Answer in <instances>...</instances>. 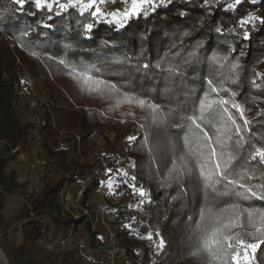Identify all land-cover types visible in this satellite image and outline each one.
Here are the masks:
<instances>
[{
  "label": "trees",
  "instance_id": "obj_1",
  "mask_svg": "<svg viewBox=\"0 0 264 264\" xmlns=\"http://www.w3.org/2000/svg\"><path fill=\"white\" fill-rule=\"evenodd\" d=\"M204 2L171 0L168 3L165 0L167 6L157 7L146 17L130 19L125 27L115 22L99 23L91 39H85L80 25L91 20V10L83 16L78 8L55 15L58 11L55 7L50 13L46 8L38 10L34 3H26L21 10L14 0H0V248L10 264H83L89 258V246L103 252L104 230L92 229L86 217L76 219L65 212L60 194L67 183V192L77 195L78 183L90 176L92 182L85 190L83 203L91 206L92 194L107 181L103 178L107 161L113 170H126L129 178L134 176L136 185L143 186L151 198V202L138 205L140 197L130 188L121 186L110 195L106 185L107 215L117 231L124 256L122 264H209L203 257L192 254L194 249L189 239L194 228L192 221L199 219L204 199L197 190L195 177L186 176L178 183L173 181L162 186L166 176L164 154H156L153 162L140 147L144 137L152 142L175 140L178 134L182 138L183 132L171 120L166 129L157 127L146 106L127 102L116 105L80 88L70 69L59 63L60 59L95 62L97 56L103 59L126 53L134 60L123 66L126 69L123 77L104 78L130 83L135 90L131 94L151 100L166 110L172 109L173 119L180 124L182 116L191 115L189 92L195 90L196 95L202 96L208 87L206 81L211 79L228 93H236L235 101L251 122L245 138H251V143L258 147L264 146V114H261L264 113V24L249 26L247 40L240 38L242 33L238 27V21L249 12L264 15V0H257L256 6L251 0H244L235 10H225L231 0H211V8H205ZM130 4L131 0H121L122 9L116 10L123 11ZM181 12L186 15L181 16ZM50 15L52 20L48 19ZM49 23L51 28L43 26ZM26 25H31V29ZM217 26L223 34L215 32ZM229 29L237 31L229 32ZM22 31L30 34L19 38ZM185 31L190 35L183 36ZM197 41L203 45L201 57L215 50L228 56L229 62H238L239 76L234 83L221 78L220 73L226 72L225 69L205 59L189 63L181 60ZM65 43L74 48L67 56ZM233 47L235 51L231 52ZM33 51L38 56H33ZM176 52L180 56H174ZM136 58L141 65L139 71ZM162 58L165 63L156 69L154 65ZM169 61L180 65L183 76H170L164 71ZM143 63H149L150 69L143 70ZM253 81L260 87H255ZM33 87L40 96L35 110L37 119L24 120L22 101L32 95ZM220 95L228 98L223 91ZM229 110L243 126L239 113ZM130 136L139 139L129 141ZM36 140L56 173L50 177L46 174L40 188L32 187L29 180H21L17 169L20 149H26ZM248 147L246 144L245 149ZM112 175L117 173L113 171ZM252 183L260 185L264 181L254 179ZM13 199L18 203L14 212ZM242 203L245 207L264 208V200ZM125 225H131L136 232ZM72 226L81 242L72 248L54 246L50 237ZM148 231L161 233L165 240L162 252L157 253L146 238H141ZM228 236L232 243L228 264H235L231 256L236 253H239V264H264V233L244 226L232 228ZM246 244L257 245L255 249H247L248 261L243 259Z\"/></svg>",
  "mask_w": 264,
  "mask_h": 264
},
{
  "label": "snow or ice",
  "instance_id": "obj_2",
  "mask_svg": "<svg viewBox=\"0 0 264 264\" xmlns=\"http://www.w3.org/2000/svg\"><path fill=\"white\" fill-rule=\"evenodd\" d=\"M106 0H14V3L22 10L26 3H34L36 9L46 8L50 13L55 7L58 11L55 15H60L69 9L79 10L81 16L85 11H90L91 20L87 23H82L80 27L83 29L85 39H91V33L95 25L103 22L117 23L120 27H125L128 20L148 16L150 12L154 13L157 7L167 6L165 0H131L129 7L123 11L116 10L112 13L103 11L100 5ZM171 3V0H167ZM244 0H231L226 5L225 10H235ZM257 0H251V4L256 6ZM211 0H205L204 7L211 8ZM186 15L181 12V16ZM49 20L53 16L48 17ZM257 23L264 24V15H256L249 12L246 16L238 21V27L242 33L240 38L247 40L250 38L249 26H255ZM44 27L51 28L52 24H44ZM26 28L31 29V25H26ZM236 29H229V32H235ZM215 32L223 34L220 26L215 28ZM30 31H22L19 38L27 37ZM183 36L190 35L185 31ZM202 43L197 41L187 52L186 57L181 56L184 63L192 61L200 62L201 59L207 60L211 65L219 66L226 70L221 72L222 79L232 80L239 76V64L237 61L229 62V57L220 55L213 50L210 55L201 57L200 49ZM65 56L69 51H73V45L65 43ZM175 47V45H173ZM184 45L181 43V48ZM234 52V47L230 49ZM33 56H38V52L33 51ZM180 56V52L173 54ZM167 56V54H166ZM133 57H129L126 53L121 55L105 56L101 59L96 57L95 62L72 61L60 59L59 63L70 69V74L82 89H86L89 93H95L103 98L114 101L116 105L121 103H138L141 106H146L150 110L152 122L161 129H166L171 120L173 125L180 128L183 132V137L179 134L177 139L171 138L152 142L148 137L143 138V143L140 145L142 150L148 152L149 156L155 161L156 154L163 153V166L166 169V176L162 186H166L170 182H179L184 177H195L197 190L203 194V204L199 208L198 220L192 221L194 228L189 237L191 246L194 249L192 252L195 256L203 257L214 264L215 261H220L221 264H228V249L232 247L229 231L234 227H252L258 233H264V208H256L251 205L245 207L242 202L250 200H264V183L255 185L252 183L254 179L264 181V146H256L251 143V138L246 139L245 134L250 131V121L244 117L243 107L235 101V92L228 93V90L220 84H214V81L209 79L206 81L207 89L203 95H196L195 90H191L189 95L192 96L191 105L188 109L191 115L182 116L180 119L182 124L177 123L173 119L172 109H164L159 104L146 101L133 95L135 90L131 84H125L122 81L112 82L105 79V76L123 77L126 69L123 67ZM137 71L141 70L140 61L135 59ZM162 63L165 60H158L154 67L161 69ZM143 70H149V63H143ZM170 76H183L181 67L178 63L169 61L168 67L164 69ZM257 76L260 74L257 73ZM257 88L260 87L255 81L252 82ZM127 89V90H125ZM168 89L165 88V92ZM225 92L228 98L221 96L220 92ZM216 96L213 97L212 94ZM229 108L235 109L239 113V118L243 120V126L237 122V117L230 112ZM264 114V113H261ZM139 138L128 137L129 141H134ZM249 147L245 149V145ZM256 163L253 164L252 162ZM108 179L106 183L109 194H114L116 189L121 186L130 188L133 194H138L140 200L136 203L143 205L146 202H151L149 193L143 186H137L135 177L129 178V173L121 169H106ZM115 171L116 176L112 173ZM159 172L160 169H157ZM259 173V175H258ZM259 225V226H257ZM130 231L136 232L131 228V225H125ZM139 235V233H137ZM155 237V238H154ZM146 238L150 242V247H153L157 253L162 252L165 248V240L158 231H148ZM158 238V239H157ZM241 243H243L241 241ZM245 252L243 259L249 260L247 249H255L257 245H244ZM231 260L235 264H239V253L231 256Z\"/></svg>",
  "mask_w": 264,
  "mask_h": 264
},
{
  "label": "built area",
  "instance_id": "obj_3",
  "mask_svg": "<svg viewBox=\"0 0 264 264\" xmlns=\"http://www.w3.org/2000/svg\"><path fill=\"white\" fill-rule=\"evenodd\" d=\"M118 1L119 0H106V2L100 6L103 11L111 13L118 8ZM38 105L39 102L37 100L31 102V106L34 108H37ZM101 152H104L103 148H101ZM18 159L25 171L34 175H37L40 169L49 166L47 158L42 155L41 145L38 140L33 141L26 149H20ZM102 162L106 164L104 157H102ZM91 182L92 178L90 176L83 178L80 183H78L79 193L77 195L67 192L69 185L66 183L64 190L60 194L63 209L76 219L86 217L90 221L92 229L104 230V249L100 264H122L124 262V256L119 245L117 231L113 228L107 215V205L104 196L106 183H103L98 188L97 192L100 193V198H102L99 203L95 205L92 204L91 206L83 203L85 190ZM50 240L54 246L72 248L77 242L76 230L74 226H72L68 231H61L52 235Z\"/></svg>",
  "mask_w": 264,
  "mask_h": 264
},
{
  "label": "rangeland",
  "instance_id": "obj_4",
  "mask_svg": "<svg viewBox=\"0 0 264 264\" xmlns=\"http://www.w3.org/2000/svg\"><path fill=\"white\" fill-rule=\"evenodd\" d=\"M117 9H122L121 0L118 1V8ZM112 12H114V11H112ZM39 99H40V96L36 94V89L33 87L32 88V95L30 97H26L22 101V114H23L24 120L35 121L37 119V115L35 113L36 112L35 110L39 107V105L37 108H34L31 106V102L34 100H37L40 103ZM18 163L19 164H17V169H18V174H19L20 179L23 181L29 180L32 187H35V188H40L43 185V183H44L43 179L46 176V174L49 175L48 177L56 175L54 168H52L50 165L43 168V169H40L39 173L37 175H34V174H30L27 171H25V169L23 168L20 161ZM107 163H108V169H112L111 163L108 161H107ZM103 178H104V180L108 179V175L106 172L103 174ZM97 191L95 193H93L91 198H90V201L92 202L93 205L99 203L102 199V198H100V193ZM17 208H18L17 200L13 199L12 203H11L12 212L16 211ZM118 241H119V238H118ZM77 242H81V239H79V237H77ZM103 249H104V246H103ZM98 252H101L100 255L103 253L102 250L96 251L93 248H91V246H89L88 253H89L90 259L88 257L85 258L83 260V264H100V259H99L100 255ZM6 260H7V258L5 256V254L3 253V251L0 248V264H7Z\"/></svg>",
  "mask_w": 264,
  "mask_h": 264
},
{
  "label": "bare ground",
  "instance_id": "obj_5",
  "mask_svg": "<svg viewBox=\"0 0 264 264\" xmlns=\"http://www.w3.org/2000/svg\"><path fill=\"white\" fill-rule=\"evenodd\" d=\"M3 253H4V252H3ZM6 263H7V264H10L9 261H8V259L6 260Z\"/></svg>",
  "mask_w": 264,
  "mask_h": 264
}]
</instances>
